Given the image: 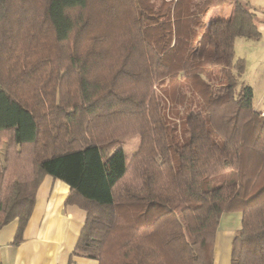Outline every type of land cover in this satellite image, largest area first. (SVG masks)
Wrapping results in <instances>:
<instances>
[{"label":"trees","instance_id":"16d2710c","mask_svg":"<svg viewBox=\"0 0 264 264\" xmlns=\"http://www.w3.org/2000/svg\"><path fill=\"white\" fill-rule=\"evenodd\" d=\"M228 1L229 18L205 20ZM228 1L0 0V229L17 220L13 246L43 178L76 155L64 199L85 213L75 255L212 264L221 216L240 210L231 264H264V116L239 83L245 62L235 53L237 38L262 34L248 0ZM212 70L222 93L201 81ZM177 79L200 95L184 119L188 141ZM132 136L140 143L127 164L115 147ZM226 171L233 183L203 188ZM153 204L146 222L118 212Z\"/></svg>","mask_w":264,"mask_h":264},{"label":"crops","instance_id":"0c3cea01","mask_svg":"<svg viewBox=\"0 0 264 264\" xmlns=\"http://www.w3.org/2000/svg\"><path fill=\"white\" fill-rule=\"evenodd\" d=\"M249 1L255 5V10H263L259 3L264 0ZM231 14L232 5L216 9L211 16L207 13L208 20L227 19ZM1 162L0 155V167ZM79 169V159L72 155L66 159L59 176L43 178L19 245H12L17 220L0 229V264H99L96 260L74 254L85 213L76 206L65 205L64 199L76 183ZM223 216L214 239L212 264H231L232 238L240 227L222 225Z\"/></svg>","mask_w":264,"mask_h":264},{"label":"rangeland","instance_id":"374dc122","mask_svg":"<svg viewBox=\"0 0 264 264\" xmlns=\"http://www.w3.org/2000/svg\"><path fill=\"white\" fill-rule=\"evenodd\" d=\"M228 1V0H227ZM250 8L255 13V21L259 25L261 32V39L258 42L248 41L243 38H237L235 42V53L237 57L243 58L245 62V69L243 74L239 79V83L244 86H249L253 92V100L255 103V109L260 117L264 116V1L259 3L263 10H255L251 1L248 0ZM230 1L217 5L210 9L209 16L214 14L216 9H221V7L230 6ZM209 19L206 15L205 20ZM206 87V91L212 93H222L225 90V82L221 79L220 73L217 70H212L210 73L205 74V78L201 79ZM179 84V85H177ZM177 84L172 86V89L176 92L178 98V105L176 103L173 107L176 108L179 114L182 115L181 118V128L183 130V136L188 141V134L185 128L184 119L192 112V100L200 98L199 91L191 86L189 79H177ZM239 88V86H238ZM183 97L184 107L180 105V99ZM186 108V111L183 112ZM172 114V113H171ZM174 114V113H173ZM173 116V115H172ZM140 143L139 136H132L123 140L119 146L115 149L120 148L124 152L125 161L128 164L137 151ZM171 160L172 165L177 167L178 161L177 156L172 150ZM236 179V174L234 171H226L217 176L207 178L203 181V188H215L222 185H227L233 183ZM131 206H120L118 209L119 214L125 219V215L128 218H135L141 222H146L153 218L159 210V207L155 204L146 207H139L138 210L130 208ZM120 215V216H121ZM139 215V217H138ZM223 216V215H222ZM221 216V217H222ZM240 216L241 211H233L224 214L221 224H230L237 228L240 226ZM221 219V218H220ZM228 220V222H226ZM230 221V222H229ZM220 223V222H219Z\"/></svg>","mask_w":264,"mask_h":264}]
</instances>
